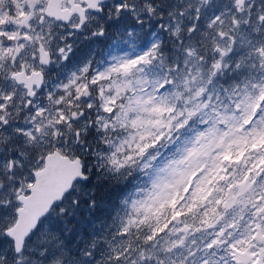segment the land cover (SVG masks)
Masks as SVG:
<instances>
[{
    "label": "snow or ice",
    "instance_id": "6c2138e0",
    "mask_svg": "<svg viewBox=\"0 0 264 264\" xmlns=\"http://www.w3.org/2000/svg\"><path fill=\"white\" fill-rule=\"evenodd\" d=\"M0 264H264V0H0Z\"/></svg>",
    "mask_w": 264,
    "mask_h": 264
}]
</instances>
